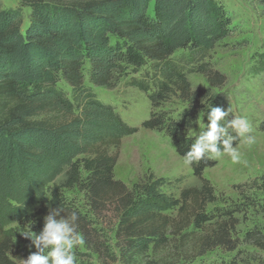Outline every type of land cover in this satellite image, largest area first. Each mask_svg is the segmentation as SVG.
I'll use <instances>...</instances> for the list:
<instances>
[{
  "label": "trees",
  "instance_id": "trees-1",
  "mask_svg": "<svg viewBox=\"0 0 264 264\" xmlns=\"http://www.w3.org/2000/svg\"><path fill=\"white\" fill-rule=\"evenodd\" d=\"M228 27L216 0H17L15 9L0 3V202L5 210L0 213V264H23L26 245H31L7 228L21 223L39 233L50 208L62 209L61 217L77 214L82 246L102 264H193L208 252L235 250L237 211L207 212L219 202L203 176L211 160L193 167L195 183L181 188L178 197L163 193L165 180L153 175L131 187L114 178L121 139L138 128L126 124L113 105L99 102L94 92L113 89L129 70L150 63L145 81L131 80L151 105L140 127L165 133L184 159L191 144L182 132L194 124L191 110L173 120L155 109L179 92L191 107L204 104L207 124L210 107L223 106L202 91L191 94L183 65L172 56L190 46L186 64L218 86L221 80L204 57ZM258 66L264 69V54ZM60 82L69 95L57 88ZM18 181L25 190L9 198L11 206L4 204L7 189ZM68 192L81 193L84 208L72 204ZM35 199L37 210L29 214L23 201L31 205ZM255 246L264 250V245Z\"/></svg>",
  "mask_w": 264,
  "mask_h": 264
},
{
  "label": "rangeland",
  "instance_id": "rangeland-1",
  "mask_svg": "<svg viewBox=\"0 0 264 264\" xmlns=\"http://www.w3.org/2000/svg\"><path fill=\"white\" fill-rule=\"evenodd\" d=\"M216 1L223 6L229 19V27L225 37L215 43L213 41V45H210L204 63L209 70L218 75L221 84L217 86L208 83L205 76L193 69L192 65L186 64L190 46L178 50L172 56V61L182 63L191 94L202 91L203 94L217 98L224 109L231 110L229 119L236 116L245 117L251 124L250 134L255 136L256 142L251 146L240 141L237 143L241 152L239 163H232L231 159L224 155L220 159L211 160L213 165L204 170L203 176L214 187L219 198V202L210 206L207 212L212 213L216 209L237 211L234 218L238 225L233 232L234 241L237 243L234 251L217 249L196 259L193 264H264V250L255 246L256 243L264 245V69L260 71L258 66V56L264 54V3L263 0ZM0 3L3 9L17 8V0H0ZM152 9L153 6L150 5L148 13H151ZM28 14L27 9L22 11L23 30L28 23ZM199 29L203 30L204 27L200 26ZM111 41L113 42V38ZM83 72L87 79L86 66ZM150 72V63H145L138 71L129 70L113 89H94V92L99 102L113 105L126 124L138 128L133 135L121 139L114 178L131 187L144 177L153 175L165 180L166 183L161 188L163 193L178 197L181 188L195 183L193 167L198 162L186 165L184 159L175 152L165 133L141 129V123L147 120L152 112L151 105L148 95L134 88L131 80L133 78L143 81ZM57 88L62 89L67 95L70 94V89L63 82H60ZM202 105L191 107L178 92L165 105L155 109V112L166 113L168 118L175 120L184 110L190 109L195 121L191 128L182 132V135L192 145L198 133L207 125L203 122ZM112 152L114 153V150ZM27 172H30L28 179L30 182H27H34L31 170L28 169ZM24 190L22 181L13 184L4 195L7 200L4 204L11 206L13 203L9 198L17 196L21 191L23 193ZM48 197L45 190V201ZM66 197L76 207L84 208L81 193L68 192ZM23 202H27L24 207L27 213L37 210V199L31 205L28 201ZM2 206L0 202V213L5 214ZM7 230H11L15 236H22L21 232L27 231L28 227L14 223ZM246 233L255 235L254 239L245 237ZM108 238L112 245L113 240L109 233ZM18 242L21 248L25 247L19 239ZM26 248L27 258L37 251L32 244L26 245ZM111 250L114 259L117 251L114 248ZM73 251L76 264H102L82 245ZM111 264L119 263L115 261Z\"/></svg>",
  "mask_w": 264,
  "mask_h": 264
},
{
  "label": "clouds",
  "instance_id": "clouds-1",
  "mask_svg": "<svg viewBox=\"0 0 264 264\" xmlns=\"http://www.w3.org/2000/svg\"><path fill=\"white\" fill-rule=\"evenodd\" d=\"M231 110L222 107H210L207 113V125L200 131L192 143L190 150L184 154V163L191 165L202 160H217L228 156L232 163H239L241 152L233 142L251 146L256 142L251 135L252 127L245 117L236 116L229 119ZM235 133V135H233ZM60 208H50L44 217V226L39 234L31 227L21 234L31 240L37 251L23 260V264H76L74 248L83 244V239L77 231L75 212L70 216L61 217Z\"/></svg>",
  "mask_w": 264,
  "mask_h": 264
}]
</instances>
